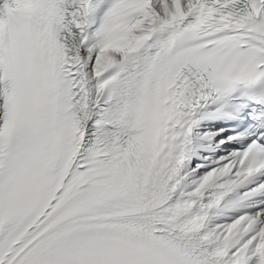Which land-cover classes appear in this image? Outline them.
I'll list each match as a JSON object with an SVG mask.
<instances>
[{"label": "snow or ice", "instance_id": "6c2138e0", "mask_svg": "<svg viewBox=\"0 0 264 264\" xmlns=\"http://www.w3.org/2000/svg\"><path fill=\"white\" fill-rule=\"evenodd\" d=\"M0 264H264V0H0Z\"/></svg>", "mask_w": 264, "mask_h": 264}]
</instances>
